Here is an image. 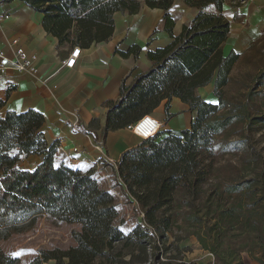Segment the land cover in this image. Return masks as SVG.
<instances>
[{
  "label": "trees",
  "instance_id": "16d2710c",
  "mask_svg": "<svg viewBox=\"0 0 264 264\" xmlns=\"http://www.w3.org/2000/svg\"><path fill=\"white\" fill-rule=\"evenodd\" d=\"M21 1L44 14L42 24L59 44L68 42L85 48L107 40L115 10L136 11L139 7L133 0ZM182 1L197 10L194 17L182 26L170 44L147 53L153 64L145 72L130 80L128 74L121 80L117 100L106 102V117L100 133L92 128L83 129L94 141L104 145L109 131L133 125L163 100H166L167 119L171 116L168 103L173 97L197 110L191 128L159 131L123 151L117 162L108 163L115 185L136 202V212L139 207L143 214L129 230H123L118 223L115 194L99 186L96 167L58 160L56 144L45 150L35 168H9L10 155L6 148L19 131L41 126L44 116L35 109L0 114V243L37 216L79 225V229L70 231L73 245L39 249L27 264H157L158 239L165 238L167 233V224H161L169 219L157 213L173 200L177 189L183 188L188 197L187 219L202 220L197 202L209 176L211 164L206 162L209 156L216 151L235 149L244 159L254 160V170L264 178V167L253 137L255 128L264 126V104L258 101L264 89V68L249 76L246 92L227 96L224 88L232 82L231 72L239 54L234 50L224 54L222 50L229 31V21L222 13L224 0ZM172 3L173 0H147L149 6L164 10L168 32L174 25L169 8ZM131 50L138 52L137 47ZM207 84L213 85L216 103L204 100L197 93L198 88ZM97 122L98 119L92 120ZM255 179L258 178L239 177L223 182L220 188L210 192L212 195L225 192L235 197L247 195ZM210 199L214 198L205 200L207 209L211 208ZM214 212L212 215L221 213L218 208ZM191 234L196 235L203 248L210 247L199 232ZM212 244L217 264H230L217 255V246ZM124 247L133 248L128 253L129 259L124 258ZM0 264L21 263L0 245Z\"/></svg>",
  "mask_w": 264,
  "mask_h": 264
},
{
  "label": "crops",
  "instance_id": "0c3cea01",
  "mask_svg": "<svg viewBox=\"0 0 264 264\" xmlns=\"http://www.w3.org/2000/svg\"><path fill=\"white\" fill-rule=\"evenodd\" d=\"M133 1L138 2V10H115L107 40L86 48L79 46L75 64L67 68L62 63L77 45L59 44L43 26L44 14L26 2L0 0V13L9 15L0 25V114L35 109L44 116L41 126L19 131L6 148L10 155L9 168H35L41 163L45 150L56 144L58 160L62 158L84 167L93 165L104 175V166L111 168L108 163L113 162L95 151V143L116 162L123 151L142 142L132 124L109 131L104 145L94 141L83 129L92 128L100 133L106 117V102L117 100L121 80L128 74L130 80L145 72L153 64L147 53L170 44L197 10L182 0H173L169 8L174 25L168 32L162 8L149 6L147 0ZM222 6V13L229 21L228 37L222 50L224 54L236 51L239 61L264 35V0H224ZM132 47L138 48L137 54L132 52ZM19 48L28 63L27 70L16 67ZM204 91L212 93L213 85L197 89L203 99ZM204 100L217 102L216 97L214 101ZM165 103L163 100L149 113L163 122L160 132L191 128L197 110L173 97L168 103L167 111L171 116L167 119ZM93 119L98 122L92 123Z\"/></svg>",
  "mask_w": 264,
  "mask_h": 264
},
{
  "label": "rangeland",
  "instance_id": "374dc122",
  "mask_svg": "<svg viewBox=\"0 0 264 264\" xmlns=\"http://www.w3.org/2000/svg\"><path fill=\"white\" fill-rule=\"evenodd\" d=\"M249 49L247 55L232 70V82L224 88V93L229 97L246 92V85L250 83L249 76L264 68V35ZM261 92L258 101L264 104V89ZM202 95L208 100H215L212 93L204 91ZM253 137L256 151L260 153V163L264 167L263 125L255 128ZM206 162L211 164L209 176L203 186L201 200L197 202V212L202 220L193 222L187 219L188 214L185 212L188 209V197L183 188L177 189L173 200L157 213L163 219L169 218L161 224H167V233L165 238L158 239L160 253L157 264H217V256L212 254V243L217 246V255L230 264H264L263 175L254 170V160L244 159L235 149L216 151ZM104 172V175L98 173L99 186L114 192L119 213L118 223L127 231L143 217L142 211L138 207L139 211L136 212V202L127 198L121 188L115 185L111 168L104 166ZM252 176L258 179L253 180L256 183L247 191V195L235 197L227 196L225 192H215L213 195L210 192L215 187L220 188L223 182ZM212 197L214 199H210L211 208L207 209L205 200ZM217 208L221 213L212 215ZM72 229H79V225L61 224L48 216H37L33 222L19 227L15 234L1 241L0 245L3 250L17 256L21 264H27L39 249H63L73 245L70 232ZM193 231L204 237L210 246L208 249L203 248L196 235L191 234ZM132 249L123 248L125 259H129L128 253ZM133 255H137V252Z\"/></svg>",
  "mask_w": 264,
  "mask_h": 264
},
{
  "label": "built area",
  "instance_id": "2783aa9c",
  "mask_svg": "<svg viewBox=\"0 0 264 264\" xmlns=\"http://www.w3.org/2000/svg\"><path fill=\"white\" fill-rule=\"evenodd\" d=\"M9 15L7 13H0V25L1 23L7 19ZM79 46H75L71 53L69 54L68 58L64 60L62 65L67 68H72V66L75 64V61L78 57L79 53ZM17 54L19 55V59L16 62V67L19 70H27L28 68V63L24 61L23 56H21V49L19 48L17 50ZM163 122L160 120L154 118L152 115L147 114L144 115L143 117L139 118L136 122L133 123L132 127L134 131L142 138V139H147L149 136L154 135L155 133L159 132L162 129ZM94 149L96 152L100 154L101 157L107 158L110 162L115 163V161L106 156V154L103 151V148L100 144L95 143L93 145ZM74 151H77V148L74 147ZM117 162V161H116Z\"/></svg>",
  "mask_w": 264,
  "mask_h": 264
}]
</instances>
